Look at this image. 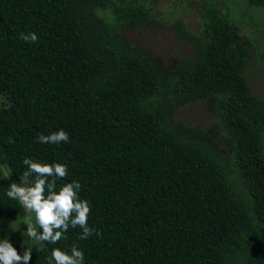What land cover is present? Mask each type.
Returning <instances> with one entry per match:
<instances>
[{"label":"trees","instance_id":"obj_1","mask_svg":"<svg viewBox=\"0 0 264 264\" xmlns=\"http://www.w3.org/2000/svg\"><path fill=\"white\" fill-rule=\"evenodd\" d=\"M157 22L143 1L0 0V165L19 183L25 158L66 163L57 187L80 181L88 224L101 233L81 240L69 228L57 244L33 248L30 264H50L52 248L73 244L84 264H264V98L243 72L249 42L211 5L199 33L167 24L192 47L183 64L118 32ZM30 32L35 44L19 38ZM200 99L225 132L238 183L201 131L171 117ZM59 129L68 143L36 142ZM10 184L0 178V239L26 214L6 196Z\"/></svg>","mask_w":264,"mask_h":264},{"label":"rangeland","instance_id":"obj_2","mask_svg":"<svg viewBox=\"0 0 264 264\" xmlns=\"http://www.w3.org/2000/svg\"><path fill=\"white\" fill-rule=\"evenodd\" d=\"M143 1L154 7L159 22L151 26L118 27L121 39L139 48L152 57H160L165 64L176 60L183 64L191 55V45L177 37L167 26L174 20H181L191 33H199L205 17V9L211 5L220 14L232 22L240 35L248 40V55L245 59L243 72L254 95L264 98V5L250 4L248 0H122ZM101 13V11H99ZM6 99L0 95V105ZM173 121L189 130L202 133V143L218 158L225 167L229 177L238 183L234 157L225 132L215 114L208 109L205 99H200L176 106L171 111ZM264 151V130L262 131ZM8 177V178H7ZM6 167L0 165V178L13 183V178ZM26 212L22 218H13L15 233L9 237L10 242H24L35 248L38 244L26 236ZM34 215V214H33ZM22 226V227H21ZM39 231V229H38ZM50 264L54 261L50 259Z\"/></svg>","mask_w":264,"mask_h":264},{"label":"clouds","instance_id":"obj_3","mask_svg":"<svg viewBox=\"0 0 264 264\" xmlns=\"http://www.w3.org/2000/svg\"><path fill=\"white\" fill-rule=\"evenodd\" d=\"M20 39L35 44L39 36L35 32L20 33ZM70 134L64 129L39 134L36 142L42 144L68 143ZM22 163L26 170L19 176V183L13 182L6 192L11 200H16L29 213L26 218V236L38 244L55 245L65 238L69 228L79 227L81 240L100 236L101 233L88 224L92 206L87 199H81L80 181L65 182L59 188L57 180H66L69 167L66 163H45L25 158ZM8 178V177H7ZM34 214V215H33ZM39 229V231H38ZM32 247L24 248L21 254L9 238L0 239V264H30ZM51 259L54 264H84L85 253L73 244L70 250L52 248Z\"/></svg>","mask_w":264,"mask_h":264}]
</instances>
